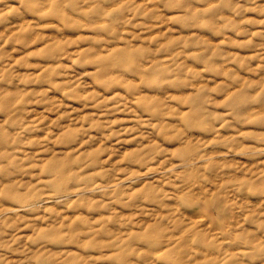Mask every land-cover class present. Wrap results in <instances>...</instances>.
<instances>
[{"label":"clouds","instance_id":"1","mask_svg":"<svg viewBox=\"0 0 264 264\" xmlns=\"http://www.w3.org/2000/svg\"><path fill=\"white\" fill-rule=\"evenodd\" d=\"M0 264H264V0H0Z\"/></svg>","mask_w":264,"mask_h":264}]
</instances>
